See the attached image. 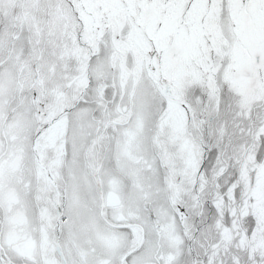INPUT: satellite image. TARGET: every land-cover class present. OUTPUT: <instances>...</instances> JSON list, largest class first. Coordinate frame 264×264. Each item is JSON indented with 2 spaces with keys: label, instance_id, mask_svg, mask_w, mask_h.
I'll return each mask as SVG.
<instances>
[{
  "label": "snow or ice",
  "instance_id": "6c2138e0",
  "mask_svg": "<svg viewBox=\"0 0 264 264\" xmlns=\"http://www.w3.org/2000/svg\"><path fill=\"white\" fill-rule=\"evenodd\" d=\"M0 264H264V0H0Z\"/></svg>",
  "mask_w": 264,
  "mask_h": 264
}]
</instances>
